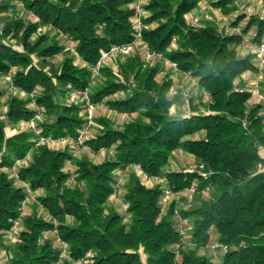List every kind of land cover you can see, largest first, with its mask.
I'll return each instance as SVG.
<instances>
[{
    "label": "trees",
    "instance_id": "trees-1",
    "mask_svg": "<svg viewBox=\"0 0 264 264\" xmlns=\"http://www.w3.org/2000/svg\"><path fill=\"white\" fill-rule=\"evenodd\" d=\"M134 1L0 0V76L16 68L14 84L35 93L52 118L38 123L43 133L78 134L85 123L83 102H67L64 95L76 89L87 90L94 103L135 113L122 122L109 113L96 118L98 129L85 144L96 152L101 146L113 151L96 161L75 156L67 147L36 145L31 131L8 135L6 119L16 123L36 112L29 107L30 97L9 96L0 120V247L9 256L6 264H57L59 245L44 235L53 228L69 248L70 258L59 264H76L88 254L93 264H264V172H256L264 160V111L239 81L246 71L258 69L255 52L243 54L241 47L264 43V18L253 14L245 19L237 0H211L226 14L238 12L229 23L234 28L227 30L213 20L191 23L187 16L202 0H144L142 39L163 57L148 62L135 52L123 59L119 71L104 65L93 76L90 65L102 49L136 41ZM29 12L41 21L28 19ZM38 26L46 30L38 33ZM66 35L76 40L77 54L66 52ZM60 53L59 62L51 60ZM164 59L187 73L208 100L193 94L185 98L181 89L172 92V75L158 78ZM4 92L0 88V95ZM174 103L185 105L187 113H171ZM180 149L203 162L209 175L169 168ZM29 154L20 176L42 192L23 215L25 188L2 167ZM131 164L153 177H166L175 192H183L195 178L200 188L210 187L207 195H197V206L182 208L191 223V244L176 248L180 235L173 213L179 203L173 199L162 207V182L146 184L128 169L120 194L127 219L119 202L110 201L119 169ZM72 173L76 182L70 180ZM16 219L23 226L18 240L7 245L5 231ZM213 235L225 246L218 259L200 252Z\"/></svg>",
    "mask_w": 264,
    "mask_h": 264
},
{
    "label": "built area",
    "instance_id": "built-area-1",
    "mask_svg": "<svg viewBox=\"0 0 264 264\" xmlns=\"http://www.w3.org/2000/svg\"><path fill=\"white\" fill-rule=\"evenodd\" d=\"M143 2L144 0H135L131 4V7L133 8L132 21L136 29V41L131 44H115V45H112L107 50L102 49L100 58L97 60L95 64L90 65L93 76L98 75L101 67L104 66L105 64V61L108 59H111L118 52L120 51L129 52L133 44L138 43V42L146 43L142 39V30L145 27L143 17L147 15V12L143 8ZM28 17H30L32 20L38 23L41 21L40 17L34 12H29ZM198 20H199L198 17H193L190 19L191 23H197ZM235 30L238 32L240 31L239 28H235ZM1 33H2V30L0 29V37H1ZM65 41H66V48L69 49L72 53L77 54L76 40L73 39L71 36L66 35ZM19 46L20 48H22V44H19ZM243 47L248 48V49L253 48L255 55H256L258 68L260 69L264 68V43L253 46L245 42ZM143 56L146 60H150L151 58L160 57L161 53L150 51L148 48L147 51L143 54ZM170 65L174 69H177L176 65L173 62H171ZM11 85H13V83ZM68 86L71 87V85H68ZM248 89L252 92L253 101L261 103L263 105V111H264V74H258L253 80V82L251 83V88H248ZM171 91L174 92L175 88L172 87ZM20 92L21 94L28 95L30 97V105L32 106L31 109L36 111L35 114L31 118L26 120L29 126V130L32 133H34V137H35L34 141L36 145L47 144L49 146H52L55 142H58V141H62V142L69 141V143L72 144L71 147L83 146L84 148L88 150L90 149V146L85 144V140L88 138L90 130L92 129V126L95 124L96 104L91 100L87 90H84V89L73 90L72 95H70L69 97L70 99L68 100L69 102H74L75 96H79L82 98L83 113L85 115L84 125L80 128L76 136L67 135V136H60V137H54L51 134L43 133L41 127L38 125L36 119L42 107L35 100V96H34L35 93L33 91L28 92L23 89L20 90ZM183 92H184L183 94L184 97L187 98L189 96V93L186 91H183ZM203 109L204 108L202 107V110ZM115 111L117 112V110ZM118 112L122 114L123 116H129L131 114L127 111H118ZM97 153L105 156V155H112L113 151L106 146H101L98 149ZM28 157L29 155L25 158H17L11 166L2 167L4 171L9 173L11 178H13L19 185L25 188L27 196L25 197V199L22 201V204H21V209L23 213H25L26 211L25 208L28 205L30 198H32L35 194V190L31 188L28 182L24 181L21 178L20 173H19V168L27 164ZM128 168H131L130 170L135 171L139 175L141 180L146 184H152L155 181L163 183V193L161 197L162 207L166 209L173 199H175L179 203V206H177L174 209V213H173L175 227L180 235V241L176 243V248L177 250H179L183 244L184 245L191 244L192 243L190 241L191 223L189 219L185 217L182 213L183 206H181V204L183 203V201L182 202L180 201V196L182 194L187 198L188 201H192L199 194L204 195V196L207 195L210 191V187L205 186L203 188H200L199 180L195 178L183 192H175L169 185L168 179L166 177H161V176L153 177L149 175L146 171H144L143 168L139 164H131L128 166ZM69 169L72 171L73 168L69 165ZM175 169L189 171V172L196 171L202 177H207L209 175V171L206 169L205 164L198 160L192 161L191 163L183 167H177ZM125 170L126 169H119L118 171L119 178H118V181L116 182V188H115L114 193L111 195V198L119 202L122 212L125 214V219H127L128 217L127 204L120 200V194L122 193V185L124 184L125 178H126ZM256 172H264V160L258 162L257 167H256ZM70 180L72 182H76V179L73 173L71 175ZM18 221L19 219L13 220V224L5 231V242L7 245H11L18 240V235L20 231V229H18L17 227ZM44 235L53 236L55 238L56 243L59 245V261L57 264H59L60 261L64 258H70L68 245L60 237L57 228L44 231ZM211 246L213 248V256H212L213 259H218L219 252L217 250H219L220 248H225V246L218 242L212 243ZM88 255L78 259L76 261V264H93L92 259L89 258Z\"/></svg>",
    "mask_w": 264,
    "mask_h": 264
},
{
    "label": "rangeland",
    "instance_id": "rangeland-1",
    "mask_svg": "<svg viewBox=\"0 0 264 264\" xmlns=\"http://www.w3.org/2000/svg\"><path fill=\"white\" fill-rule=\"evenodd\" d=\"M237 2L239 3L240 8L242 9L241 11H244V12L247 11L249 14L256 12V13H259L262 16H264V3L255 2L254 0H237ZM219 10H220V8H219ZM22 11L23 10H18L16 14L20 15V14H22ZM194 17L199 18V16H194ZM28 19H31V18L28 17ZM2 22L3 21H2V17H1V13H0V29H2ZM45 30H46V28L44 26L43 27L38 26L37 32L43 33ZM13 43L18 48H20L19 44H22V42L18 41V40H14ZM22 48H23V45H22ZM22 48H20V49H22ZM148 48H149V45L147 43H142V42L135 43V44H133V46L129 50V52H124V51L118 52L111 59L106 60L104 65H110L111 67L114 68L115 71H119L120 63H122L124 58H126L129 55L134 54L135 52H139L141 55H143L147 51ZM66 50H67L66 52H68L70 55H74V54H72V52L69 49L66 48ZM150 51H152V50H150ZM161 57H163L162 53H161V56L158 58H161ZM62 58H63V54L60 53V54L56 55L54 58H52L51 60L54 62H59ZM153 59L154 58H151L150 60H147V61L153 62ZM76 61L78 63H81L80 58H76ZM160 62H161L160 63L161 64V71H160V74L158 75V78L159 79L163 78L162 76L165 74L166 75H172L173 74L172 69H174V68L170 65L171 61L164 59ZM15 69L16 68H12L7 75L0 76V88L5 90L4 94L0 95V120L4 119L5 111L8 107V99H9V96L11 94L18 96V97L26 98V99L29 98L28 95L21 94L20 90H22L23 88L18 87L13 82V72L15 71ZM189 78H191V77H189ZM12 83H13V85H11ZM96 83L97 82H94L93 84L96 85ZM176 83L178 84V87H177V85H175L174 88L176 90L181 89L180 91L182 94H184L183 91H186L189 94L196 95L200 101L206 102L208 100V98H206V95L204 93H202L201 91L199 93H196V91H197L196 89L198 88L196 82H193V84L192 83L190 84L187 80L186 81L176 80L175 84ZM67 87H69V86L67 85ZM69 88H71V87H69ZM72 92L73 91H70V92H68V93L66 92V94H64L67 102H69L68 100L70 99L69 97H70V95H72ZM61 97H62V95H60V98ZM183 97H184V95H183ZM76 101H82V98L79 96H75L74 102H76ZM95 104H96L95 124L92 126V129L90 130V133H89L90 136H92L95 133V131H97L98 124L96 122V118L99 117L101 115L100 113H103V111H104V108H100V110L98 109V107H103V106H101V104L102 105L104 104L103 102H99V103H95ZM29 107H32L30 105V102H29ZM186 108L187 107L185 105H178V104L174 103L170 108V112L176 113L177 111L179 112V110L183 112V111H185ZM107 109H109L110 111L115 110V109H111L109 107H107ZM113 113H118V111L117 112H110V115H112ZM51 119H52L51 116H49V114H47L43 109H41L36 121H37V123H39V122H43V121H47V120L50 121ZM26 120L27 119H21L20 121H18L16 123H12L6 119L4 122L6 124L5 125L6 126L5 127L6 133L8 135H10V134L15 133V132L20 131V130L30 131L28 123L26 122ZM119 120H121L120 117H119ZM65 136H67V135H65ZM71 146H72V144L69 143V141H64V142L58 141V142H55L51 147H55V148L67 147L69 150H71L73 155L81 156V155L85 154V155H88L91 159H93L92 158L93 153L98 155L102 159L107 156V155H105V156L100 155L96 151H93L91 148L88 150V149L84 148L83 146H80V147H71ZM29 156H30V154H29ZM195 159L197 160L196 157H195ZM191 162L192 161L190 160V158H188L186 156V153L184 154L183 152L177 151V152H175V154H173V157L171 158V163L169 165V168L173 169V168H177V167H183V166H185ZM70 166L73 168V164L71 162H70ZM128 169H131V168H127L125 171H127ZM41 192H42L41 189H38L35 191L34 196L32 198H30L29 203L25 208V210H26L25 213H27L28 210L30 211V207L32 206L33 202L36 201V195L38 193H41ZM200 198H201V196H196L192 201H188L187 198L181 194L180 201L181 202L183 201L181 206H183V207H191L192 205L197 206L199 204ZM110 201H113V199L111 198ZM25 213L23 215H25ZM22 226H23V222L21 219H19V221L17 223L18 229H21ZM216 237H217L216 235H213V238L211 240L212 242L210 243V245L202 247L200 249V252L206 253V254H208V256L212 257L213 256V248L211 245H212V243L216 242ZM217 251L220 253H223L224 248H220ZM8 258H9V256H7L6 248L0 247V264H6V262L8 261Z\"/></svg>",
    "mask_w": 264,
    "mask_h": 264
},
{
    "label": "crops",
    "instance_id": "crops-1",
    "mask_svg": "<svg viewBox=\"0 0 264 264\" xmlns=\"http://www.w3.org/2000/svg\"><path fill=\"white\" fill-rule=\"evenodd\" d=\"M210 1L211 0H202L200 2L199 7L196 10H194L193 12H191L190 14H188L187 17L189 19H191L194 16H199V19H202V20H213L219 26L224 27L227 30H232L234 27L229 26L230 25L229 23H230L231 19L236 18L238 12L237 11H233L230 14H226L223 10H221V9L219 10V8L211 5L210 4ZM254 1L255 2H259V3H264V0H254ZM244 13H245V19H247L249 15H253V14H258L261 17L264 18V16H262L261 14L256 13V12L249 14L247 11H245ZM2 26H3V22H2ZM237 27L239 28V26H236V28ZM251 33H252V31H249V34L248 35L250 36ZM251 51L254 52L253 48H249L248 49V48H245V47H241V52L243 54H245L247 52H251ZM255 63L257 64L256 58H255ZM172 71H173L172 77L174 78L175 81L176 80H179V81H186L187 80L190 84L191 83L193 84L194 80L192 78H189V75L187 73L180 72V71H178L176 69L175 70L172 69ZM258 74H264V68H261V69L258 68L257 71H252V70L246 71L241 76V79H239V81H241L245 85H247L248 88H251V83L253 82V80L255 79V77ZM175 85H177V87H178V84L177 83ZM196 90H197L196 93H199L201 91L199 88H197ZM205 95H206V98H208V95L207 94H205ZM101 106H103V107H98L99 110H100V108H104L103 113H100L101 115L102 114H106L108 112H109V114H110V112H116L115 110L110 111L109 109H107V106L105 104H103V105L101 104ZM183 112L184 113H187V108ZM112 115H116L117 120L119 122H122V121H128L129 119H131V117H133L135 115V113L130 114L129 116H123L122 114H120L118 112V113H113ZM119 117L121 118V120H119ZM177 151L178 152H183L184 154L186 153L185 151H183L181 149L180 150H176L175 152H177ZM175 152H174V154H175ZM186 156L188 158H190L191 161H196V159H195V157L193 155H191L189 153H186ZM92 158H93V160H96V161L102 160V158H100L98 155H96L94 153L92 155Z\"/></svg>",
    "mask_w": 264,
    "mask_h": 264
}]
</instances>
